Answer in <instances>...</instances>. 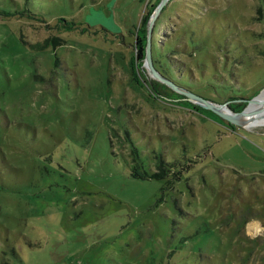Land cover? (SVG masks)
Returning a JSON list of instances; mask_svg holds the SVG:
<instances>
[{
  "label": "rangeland",
  "instance_id": "obj_1",
  "mask_svg": "<svg viewBox=\"0 0 264 264\" xmlns=\"http://www.w3.org/2000/svg\"><path fill=\"white\" fill-rule=\"evenodd\" d=\"M148 1L0 0V264H264V125L132 59ZM149 41L225 111L264 95V0H167Z\"/></svg>",
  "mask_w": 264,
  "mask_h": 264
},
{
  "label": "water",
  "instance_id": "obj_2",
  "mask_svg": "<svg viewBox=\"0 0 264 264\" xmlns=\"http://www.w3.org/2000/svg\"><path fill=\"white\" fill-rule=\"evenodd\" d=\"M166 1L167 0H158L157 4L155 5L154 9L150 13L148 20H147L144 57L142 60L143 61L142 66L144 67L147 74H149L152 77L158 78L172 90H175L179 94L184 95V98L186 100H189L190 102L204 109L211 110L212 112L226 119L229 123L241 124V125H246V126L249 125L250 121L253 119L252 115L260 111L259 109L261 108L262 104L264 106V99L259 100L257 97H254L252 99L246 100L247 105L240 111H232L231 109H227V111H225V109H223V107L226 105L225 103L215 104L185 89L179 88L173 85L167 79L157 74V72L153 69L152 62H151V55H150V41H149L150 32H151L152 23L155 17L159 13L163 5L166 3Z\"/></svg>",
  "mask_w": 264,
  "mask_h": 264
},
{
  "label": "trees",
  "instance_id": "obj_3",
  "mask_svg": "<svg viewBox=\"0 0 264 264\" xmlns=\"http://www.w3.org/2000/svg\"><path fill=\"white\" fill-rule=\"evenodd\" d=\"M157 2H158V0H156L154 3H152L150 5L147 2L146 5H145V8H144V11L140 15V18H139V21H138V25L135 28L134 43L132 45V47H133V57H132V59L133 60H137L139 62H141L143 60V57H144V46H145V35H146V24H147L148 17L150 15V13L152 12V10L154 9V7L157 4ZM71 28H73V27H70V28L68 27L67 29H71ZM151 62H152V60H151ZM168 81L171 82L170 80H168ZM182 89H184V88H182ZM158 93H160V92H158ZM161 166L162 165L160 163V165L157 167V172L151 173L150 176H160L161 175V169H159V168H161ZM158 169H159V172H158ZM131 175L139 176V177L146 176L144 171L139 172L136 169V167L132 168Z\"/></svg>",
  "mask_w": 264,
  "mask_h": 264
},
{
  "label": "bare ground",
  "instance_id": "obj_4",
  "mask_svg": "<svg viewBox=\"0 0 264 264\" xmlns=\"http://www.w3.org/2000/svg\"><path fill=\"white\" fill-rule=\"evenodd\" d=\"M258 99L259 100L264 99V95H261V97ZM259 110L260 111L252 115L253 119L250 121L249 126L264 125V106L263 104L261 105V108Z\"/></svg>",
  "mask_w": 264,
  "mask_h": 264
},
{
  "label": "crops",
  "instance_id": "obj_5",
  "mask_svg": "<svg viewBox=\"0 0 264 264\" xmlns=\"http://www.w3.org/2000/svg\"><path fill=\"white\" fill-rule=\"evenodd\" d=\"M156 1V0H155ZM148 3H149V1H148ZM150 4V3H149Z\"/></svg>",
  "mask_w": 264,
  "mask_h": 264
}]
</instances>
